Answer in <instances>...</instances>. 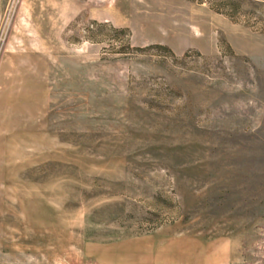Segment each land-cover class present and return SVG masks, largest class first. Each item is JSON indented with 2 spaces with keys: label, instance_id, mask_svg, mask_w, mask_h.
Wrapping results in <instances>:
<instances>
[{
  "label": "rangeland",
  "instance_id": "1",
  "mask_svg": "<svg viewBox=\"0 0 264 264\" xmlns=\"http://www.w3.org/2000/svg\"><path fill=\"white\" fill-rule=\"evenodd\" d=\"M0 264H264V0H0Z\"/></svg>",
  "mask_w": 264,
  "mask_h": 264
}]
</instances>
